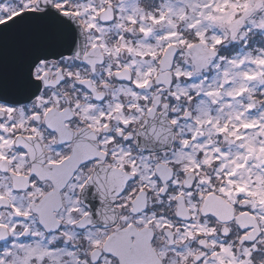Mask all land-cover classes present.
I'll use <instances>...</instances> for the list:
<instances>
[{"label":"snow or ice","instance_id":"1","mask_svg":"<svg viewBox=\"0 0 264 264\" xmlns=\"http://www.w3.org/2000/svg\"><path fill=\"white\" fill-rule=\"evenodd\" d=\"M0 264H264V0H0Z\"/></svg>","mask_w":264,"mask_h":264}]
</instances>
